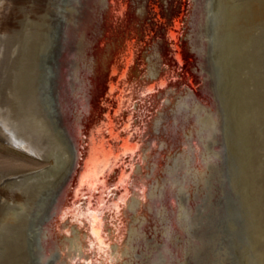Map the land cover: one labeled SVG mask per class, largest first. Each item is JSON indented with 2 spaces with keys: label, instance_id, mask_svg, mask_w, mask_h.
Wrapping results in <instances>:
<instances>
[{
  "label": "bare ground",
  "instance_id": "1",
  "mask_svg": "<svg viewBox=\"0 0 264 264\" xmlns=\"http://www.w3.org/2000/svg\"><path fill=\"white\" fill-rule=\"evenodd\" d=\"M71 1L72 6L70 7V13L61 17V21H59L58 23L55 22L52 26V30L55 31V36L54 39L51 40V48H49L48 53L53 56L52 49H55V57L50 67V69L52 70V80L49 82V85L52 88L50 92L51 94L53 93L54 98L53 101L52 99H49L48 101L52 114V122L50 117L46 115H44L45 118L43 122L48 127V134L53 143L51 144V141H48L49 146L50 144L51 146L53 145V147L58 151L54 152L50 148V150L54 152V154L49 153V155L52 156L53 161L50 162L49 167H47L46 169L44 168L40 172L36 171L37 173H30L28 174V176L25 175L22 177H15L8 181H4L5 183L3 184V186H0V247H2V251L4 250L3 246L6 243L5 241L8 240L6 237L11 231L14 232L13 230L15 228L18 229V231H16L15 229L16 233L23 236L21 245L24 244V235L26 233L25 228L28 224L29 219L31 218V216H33V213L36 212L37 217L35 221L37 223L33 228V232L36 235V246H38V250L41 255L43 254V247L41 248V244L45 243L44 240H46V242L52 246L47 250L49 252L46 256L48 258L47 264H76L74 258L81 256L83 258L85 257L82 252V248L85 246L84 233H80V231L76 227L77 225L68 227L69 225L66 221L59 224L58 215L62 212L66 202L68 201V197L72 191L73 184L76 181L78 165L81 161L80 158L82 155L80 153V140L84 130L88 128L90 122L89 115L92 108L93 94L95 93V86L93 81L97 79V77H99V68L110 61L111 55L110 51H105L103 54H99L96 52V44L100 37L104 34L103 22L105 18L104 16L107 7V0ZM139 2L140 1L137 0V12L141 13L144 10V1L140 3ZM235 2L236 0H193V11L189 19V29L186 35V41L187 48L193 55L194 61L192 63V72L196 75V80L200 82L199 91L202 98L199 99L193 93V91L184 88L174 94L171 99L167 98L166 100H164L166 109L157 111L154 118L150 120L151 134L154 135V137L151 139L155 140L156 144L155 148H153V152L146 157V166L144 168L145 170H138V174H140V177L139 180H136V182L139 181V183H142L140 188L144 191V193L142 196L139 195V192L137 191L131 194L130 200L126 203V209L124 211V214L128 216V221L126 222L125 238L121 241V243L119 242L118 244H112L110 246L111 250L109 252L105 251L107 247L106 242L108 243V241L107 239L102 237L100 217L97 215H92L91 232L97 240L98 245H100V247L98 248L100 252L98 254L101 258H104V260L99 259L100 262H98L97 264H111V261L113 263L114 260H117L116 264H225L226 260L229 258V255L231 254L230 249H228L224 244L223 246H221L222 244L220 243L222 242V238H224V235L218 229V218L220 215L219 200L224 195L226 179L228 180L227 170L230 171V180L232 183L231 173L233 167L231 166V160L229 159L228 161L227 159V157L229 156L225 140L227 139L225 136L227 132L226 129L229 127L228 125V127L226 128L227 113H225V111V115H223L222 113L219 103L220 96L218 97L216 88L218 85L217 83H220L218 82L220 80V72L217 64L221 67V62H225L224 56L228 54H226V52L231 49L233 50L235 43L238 42V39L235 36L236 32L235 30H233V26L237 24L236 18L234 16V11L237 10V7L235 8ZM246 4L247 3H244L241 6L244 12L247 9ZM152 6L154 10H157L156 4H152ZM180 16L181 15L179 14L174 18L175 28L179 26ZM245 22L243 26L245 25ZM40 28L39 30L41 33ZM244 28L245 27H242V29ZM45 29H42V31H45ZM28 32H31L32 34L33 31ZM41 34H44V32H42ZM169 34L171 38H173L175 41L177 40V33L174 30H170ZM23 36H25V34ZM4 37V34L0 32V52ZM24 40L26 41V39ZM49 41V36L46 35L45 38L40 41V43H38L39 45L36 43L38 45V51H41L38 52L40 58H36V63H38L39 65V68L35 69V71H38V79L36 78L37 81H41L44 76L41 57L49 47ZM248 42L246 43L248 44ZM131 43L132 41L130 40L128 42V51L125 57V66L120 72V77H124L127 72V65L132 60ZM23 47L25 48L26 46ZM174 47L176 48L175 58L177 62L182 63V54L179 50L180 48L177 44V41L175 42ZM244 48L246 47L244 46ZM149 49L150 51L144 54V59L147 64L146 70L148 76L154 77L159 72V43H154ZM247 49H244L242 52L245 53L246 51H248ZM30 52L28 51L27 56ZM22 54L24 55L26 53ZM27 58L28 57H26V59ZM26 59L24 60L26 61ZM16 60L18 62H25L23 58H21V60L23 61L18 59ZM30 61L31 60H29V62ZM231 61L229 60V63H231ZM227 64L226 66H228ZM248 64L246 63V65ZM21 65L22 64H20V66ZM27 65L29 64H26L25 67ZM13 66L14 65H12V67ZM17 66L21 70L22 66L19 67L18 63ZM27 68H25L26 71ZM248 69L250 68L248 67ZM233 72V65L229 71L228 69L226 70V73L229 76L226 89L228 90V92L232 91L231 89L234 85L235 73ZM17 73L19 76V72ZM22 73H25V71ZM7 74L9 73L7 72ZM10 75L8 76L10 77ZM34 75H32V77ZM8 76H6V78ZM26 77H24V79ZM14 78H16L17 80L18 77L15 76ZM249 81L250 80L248 79V82ZM17 83H20L19 80ZM160 83L162 84L163 80L160 81ZM223 83L225 84V82ZM220 85H222V83H220ZM110 86L112 87L111 83ZM153 86V83L149 84L148 89H151ZM19 87L16 91H19ZM249 88L250 87H248V89ZM14 89H16V87ZM23 89L25 90L26 88H21L22 91ZM12 92L15 91L12 90L10 93ZM15 93H17L18 96V92ZM236 93H238V91H236ZM22 94L25 95V93ZM21 95L19 94V99ZM234 97L236 98L237 96ZM234 97L231 98L229 102L236 105L238 99H234ZM29 98L30 97H28V99ZM9 99L6 100L8 101ZM11 99L13 98L11 97ZM29 101L30 100H28V103ZM1 102L5 101L2 99ZM24 104H22V106ZM10 105L7 108L10 109ZM20 105L21 104H19V106ZM227 105L231 104L228 103ZM227 105L226 107H228ZM234 105H231L230 108ZM4 106H8V104ZM14 107H16V105ZM4 111L6 112V110H2V112ZM5 112L4 114L6 115ZM32 118L34 117L32 116ZM35 118L37 117L35 116ZM23 120H25V118H23ZM10 121L13 122L11 119ZM32 122H34V120ZM8 123L9 122H7V124ZM233 123L229 124L233 126ZM1 124L4 126L3 128H1V134L8 138L10 141L16 143L15 145L18 144L19 147L21 145L26 148H29L31 146V143H27V139L24 140L25 138L23 139V137H20V135L18 134V130H16L18 133H16L14 130L7 131L6 125H4L3 123ZM111 124V119L110 117H108L110 135L117 137V133L113 131ZM33 125L34 126H31V128L35 127V124ZM40 125L38 124V128ZM11 127L14 128V125ZM231 128L232 127H230V129ZM32 133H34V131ZM29 134L30 137L32 134ZM44 135L45 136H43V138L47 136L46 134ZM229 137H231V135ZM26 138H28V136H26ZM45 139H47V137ZM37 140H39V136ZM41 140L42 139H40L39 141L42 142ZM233 141H235V139ZM35 142L40 144L38 141ZM44 142L45 140H43L42 143ZM119 144L121 149L125 152H133L135 149H137V145L134 142L129 141L127 135L121 138ZM44 145L46 146L47 143H44ZM44 145L42 144L41 146ZM49 146L47 145L46 148H48ZM232 146L233 145L231 144L230 148ZM44 150L42 151L43 153H45ZM119 152L120 151L114 152L113 147L110 144L104 147L103 140H100L98 142H95V140H93L91 144V153L90 155H88L86 160L87 165L84 168V171H82L80 174L81 181L84 182L92 180L97 175V165L101 163L104 164V166L107 165L109 159L111 157L116 158ZM239 152L241 151L239 150ZM243 152L245 153V151ZM234 156H236V154ZM28 160L30 161V159ZM245 163L242 164L244 165ZM29 164L31 165V163ZM245 165L248 166V163ZM244 168L247 167L245 166ZM242 170L244 169L242 168ZM246 171L247 170L245 169V173ZM125 177V171L121 170L119 174V180L122 181ZM244 177L242 176L241 178ZM246 180L248 179L246 178ZM13 186L15 187L12 188ZM246 187L245 189H247ZM250 198L252 197L249 196V199ZM42 199H44V202L43 204L41 203L42 205H39L38 202L43 201ZM12 200L14 202L16 201V203L21 200V203H19L20 207L16 209L15 204H11V202H13ZM28 200L31 204L27 205L26 201ZM16 210H19V212H16ZM57 225L60 230H56ZM37 227L38 229L36 230ZM118 227L119 225L116 226V224H114V228L116 229L115 232L117 231ZM64 228H67L66 233H62V230ZM12 239L10 237L9 240L11 241ZM10 241H8L7 243H10ZM249 242L250 241L247 236L246 241H244L242 245H239L236 242L237 244L235 246H231L235 248L239 261L243 264V257H245V252L248 249L247 245L249 244ZM8 246H10L9 248H11V245ZM8 250L10 249L7 248V252ZM21 250L23 251L24 249Z\"/></svg>",
  "mask_w": 264,
  "mask_h": 264
},
{
  "label": "rangeland",
  "instance_id": "2",
  "mask_svg": "<svg viewBox=\"0 0 264 264\" xmlns=\"http://www.w3.org/2000/svg\"><path fill=\"white\" fill-rule=\"evenodd\" d=\"M242 1L243 0H236V2L234 3V4H236L235 8L237 7L238 11L237 10L234 11V13H235L234 16L236 18L237 24H235V26H233V30H235V32H236L235 36L238 39V42L235 43L233 50L231 49V50L226 52V54L227 53L228 54L224 56L225 62L224 63L221 62V67L216 63L217 67L219 69V72H220V80H222V81L219 80L218 82L222 83V85L224 84L223 82H225V84H226V85L224 84L222 86V85H220V83H217L218 85H217L216 89H217L218 97L222 96L221 98L219 97V100H220L219 103L221 106L222 113H223V115H225V113H227L226 114L227 119L225 116L226 128L229 125V127L226 129L227 132H226L225 136L227 139H225V140H226L227 152L229 153V156L227 157V159L229 161V158H230L231 163H232L231 166L233 167V170H232V186L234 185L233 186V189H234L233 190V195H234L233 198L237 204V209H236L237 212H235V210L233 209V211H231V215H236V218H238V222L240 224V225L236 224V220L234 218H232L234 216H230V218L227 221V225L229 228H231L230 230H232L234 232L238 231V233L236 235H234L231 239L232 240V243H231L232 246L233 245L235 246L237 243L239 245L240 244L242 245L244 243V241H246L247 236L249 238L250 242L247 245L248 249L245 252V257H243L244 264H264V0H245V1H243V3H242ZM244 3H247L246 4L247 9L245 12L241 7ZM71 6H72L71 0H63L59 4H58V2H56V0L55 1L54 0H0V30H2L0 32L2 34H4V36H5L3 39V43L1 46V52H0V98H1V100L3 99L5 101V102H1V100H0V113H2V114H0V116H1L0 119L3 121L2 122L0 120V186L1 185L3 186V184L5 183L4 181H8V180L13 179L15 177H22L25 175L28 176V174H30V173L33 174V173H37V172L42 171L44 168L46 169L47 167H49L50 162L53 161L52 156L49 155V153L54 154V152L58 151L57 149H55L53 147V145L51 146V144H53V143H52L50 136L48 134L49 133L48 127L43 122V120L45 118L44 115L49 116L51 119V122H52V114H51V110H50V106H49L48 101H49V99H52V101H53V98H54L53 93L51 94V92H50L52 88L49 87L50 90L44 89V84L48 80H49V82L52 80L51 79L52 78V70L50 69V67H51L50 59L52 58V55L48 54L49 48H51V40H53L54 36H55V31L52 30V26L55 22L58 23L59 21H61L60 20L61 17L70 13L69 11H70ZM48 10L49 11L51 10V11L49 12ZM55 10H57V11H55ZM238 17L239 18L242 17V18L239 19ZM237 19L239 20L240 23L238 22ZM249 20H250V22H249ZM44 21H45V23H44ZM245 21H248V22H245ZM35 22H36V24H35ZM244 22H245L246 26L245 25L243 26ZM42 23H43V25H42ZM248 23H249V25H248ZM239 24H240V26H239ZM241 26L245 27V28L242 29ZM250 27H252V28H250ZM39 28L41 29V33L44 32V34L40 33ZM42 29L43 30L45 29V31H42ZM50 29H51V31H50ZM28 31H33V32L31 34V32H28ZM240 31H242V32H240ZM243 31H244V33H243ZM23 32H24L25 36H23L24 35ZM28 33H29V35H28ZM46 35L49 36L50 41H49V47L47 48L46 52L41 57V62L43 63L42 69H43L44 76L41 79V81H39V80L37 81L38 71H35V69L36 68L38 69L39 65H38V63H36V61H37L36 58L37 59L40 58V55L38 52H41V51H38V45H39L38 43H40V41H42ZM29 36L30 37L32 36V37L30 38ZM28 37L30 38V40ZM32 38H33V40H32ZM24 39H26V41ZM249 39H250V41H249ZM246 42H248V44ZM20 45H21V47H20ZM23 46H26L27 48L25 47L26 48L25 49ZM244 46L246 48H244ZM17 47H18V50L20 52L17 50ZM256 48H258V49H256ZM244 49H247L248 51H246V52H248L249 54L246 52L245 53L242 52ZM30 50H31V52H30ZM16 51H18V52H16ZM28 51L31 54L29 53L27 56ZM234 51H235V53H234ZM52 52H53V49H52ZM22 53H26V54L23 55ZM233 53H234V55H233ZM244 54H245V56H244ZM20 55H22V56H20ZM29 55H31V56H29ZM37 55H39V56H37ZM232 55H233V57H232ZM246 55H248L249 57ZM25 56L28 58L26 59ZM49 57H50V59H49ZM21 58H23V60L26 59V61L24 60L26 63L20 62V61L18 62L16 60V59L21 60ZM23 60H21V61H23ZM27 60H28V62H27ZM29 60H31V61L29 62ZM229 60L230 61L232 60L231 61L232 64L229 63ZM16 62L18 63L19 67L22 66L21 70H20V68H18ZM245 62L247 64L248 63L249 64L246 65ZM19 63L22 65L20 66ZM11 64L14 66L12 67ZM26 64H29V65H27L25 67ZM226 64L228 66H226ZM36 65H38V66H36ZM232 65L234 67L233 73H235L234 74V76H235L234 85L235 86L234 85H233L234 87L232 86L231 90L233 92L232 91L228 92V90H226V89H227V83H228V79H229L228 77L229 76L227 75L226 70L228 69V71H229L230 68L232 67ZM16 67H17V69H16ZM24 67L29 68V70L27 68V71L29 73L26 71V69ZM248 67L250 69H248ZM220 68H221V70H220ZM16 71L19 72V76H18V73ZM24 71L27 74V77H26L25 73H22ZM7 72L9 74H7ZM34 73H35V75H34ZM10 74H12V75H10ZM8 75H10L11 78ZM22 75H23V78H22ZM32 75H34V76L32 77ZM6 76H8L9 78L8 77L6 78ZM15 76L18 77L17 80H16V78H14ZM24 77H26V78L24 79ZM13 79L17 82L19 80V82L21 84L15 82ZM28 79H29V83H28ZM33 79H35V80H33ZM248 79L250 80L249 82H248ZM25 80H27V81H25ZM7 82H8V85H7ZM23 82L26 84H24ZM35 82H37V83H35ZM14 83H16L17 85ZM22 84H24V85H22ZM10 85H11V87H10ZM247 85H248V87H250L249 89H248ZM8 86H9V88H8ZM17 86L18 87L20 86L19 87L20 93H19V91H16L18 89ZM15 87H16V89H14ZM21 88H26V89L25 90L23 89V91H22ZM28 88H31V89H28ZM35 88H36V90H35ZM247 89H248V91H247ZM12 90L15 92H18V96H19V94L21 95L22 93H25V95L22 94L24 97L21 95V97L19 99V97L17 96V93H15V92L10 93ZM236 91H238V93H236ZM8 92H9V94H8ZM223 92H224V95H223ZM27 93L29 96L27 95ZM220 93H221V95H220ZM225 96H227V97H225ZM234 96H237V97L235 98ZM11 97L13 99H11ZM28 97H30L31 99L30 98L28 99ZM233 97H234V99H238L236 105L229 102L231 100V98H233ZM14 98H15V100H14ZM227 98H229V99H227ZM6 99H9L8 101L10 103ZM20 100H22L26 104H24ZM28 100H30L29 103H28ZM225 102H226V104H225ZM18 103L21 104L20 105L21 107L19 106ZM228 103L231 105H234V106H232L234 109L232 107L230 108L231 105H227ZM6 104H8V106H4ZM22 104H24V105L22 106ZM9 105H10L11 110L9 108H7V107H9ZM15 105H16V107H14ZM226 105L228 107H226ZM224 106H225V108H224ZM231 109H233V110H231ZM2 110H6V112L4 111L6 113V115L4 114V112H2ZM14 110H16V111H14ZM24 110H26V111H24ZM19 111H20V113H19ZM224 111H225V113H224ZM27 112H28V114H27ZM228 113L230 114V116ZM20 114H22V115H20ZM37 115H40V116H37ZM7 116H9V117H7ZM26 116H28V117H26ZM32 116L34 118H32ZM35 116L37 118H35ZM22 117L25 118V120H23ZM3 118H4V120H3ZM6 118H7V120H6ZM18 118L21 120H19ZM40 118H41V120H40ZM232 118H233V120H232ZM10 119L13 122H11ZM36 119L37 120L39 119V120L37 121ZM33 120H34V122H32ZM24 121H26L27 123ZM39 121H40L41 125H40ZM228 121H230V122H228ZM7 122H9V123L7 124ZM18 122H19V124H18ZM233 122H235V123H233ZM1 123L6 125L7 131L14 130L16 133L19 132L18 134L20 135V137H23V139L25 138L24 140L27 139L28 144L31 143L30 147L32 149L30 147L26 148V147H23L21 145L19 147L18 144L15 145L16 143L10 141L8 138H6L4 135H2L1 134V130H2L1 128H3L4 126ZM28 123H30V124H28ZM229 123L230 124L233 123V126L230 125ZM239 123H241V124H239ZM33 124H35L36 128L35 127L31 128V126H34ZM38 124L40 125L39 126L40 130L38 128ZM13 125H14V128L11 127ZM239 125H241V126H239ZM22 126H23V128H22ZM20 127L22 128V130ZM26 127L28 128L29 131L27 130ZM44 127L47 131L44 129ZM230 127H232V128L230 129ZM233 127L235 130L233 129ZM16 128H18V129H16ZM29 128H31V129H29ZM32 129H33L34 133H32L33 132ZM16 130H18V132ZM237 130H238V134H237ZM24 131H26L27 133L28 132L31 133L32 137L31 136L29 137L30 134L29 133L27 134ZM242 131H243V133H242ZM39 132H41L43 135ZM45 132H47V133H45ZM234 132H235V134H234ZM23 134L28 136V138H26V136H24ZM44 134L47 135L46 136L47 139H45L46 137L43 138V136H45ZM240 134H242L243 136ZM230 135H231V137H229ZM38 136H39V140L42 139L41 140L42 142H43V140H45L44 143H47L48 146H49V142L51 141L50 146L48 148H46L47 145L45 146L44 143L37 140ZM236 136H237V139H236ZM233 138L235 139V141H233L234 140ZM236 140H237V142H236ZM35 141H38L40 144H38ZM41 143L44 146H41L42 145ZM241 143H243V144H241ZM231 144L234 147L232 146L230 148ZM50 148L54 152H52L50 150ZM33 149H35V150H33ZM238 149L241 152H239ZM43 150L45 151V153L42 152ZM230 151H232L233 153ZM236 151L239 153V155ZM243 151H245V153ZM36 153H38V154H36ZM241 153L243 154V156ZM235 154L237 157L234 156ZM18 157H20V158H18ZM241 157H243V158H241ZM239 158L241 161L239 160ZM28 159H30L31 162ZM26 163H27V165H26ZM29 163H31V165ZM242 163H245V164L248 163V166L244 164L247 168H244L245 166ZM35 164H37V165H35ZM242 168L244 170H242ZM245 169L247 170L246 173H245ZM241 171H243L245 174ZM241 173H242V175H241ZM244 175H245V177H244ZM242 176L244 178H241ZM246 178L248 180H246ZM242 180H244V181H242ZM14 187L15 186H13L12 188H14ZM245 187L247 189H245ZM245 192L247 193V195ZM48 194H50V193H48ZM243 194L247 197H245ZM249 196L252 197V198H250L251 202H250ZM253 196H254V198H253ZM44 199H46V198H44ZM44 199H42L43 201H39L38 204L39 205L41 203L43 204ZM20 201L17 202L18 204L16 203V201L11 202V204H15V208L17 209L20 207V204H19V203H21ZM26 204L28 205L31 203L28 200V201H26ZM16 212H19V210L18 211L16 210ZM36 215H37L36 212H34L33 216H31V218L29 219L28 224L25 228L26 233L24 235V238H25L24 239L25 242L23 244L24 248H23V245H21V243H22L21 240H22L23 236L16 233V231H18L17 228H15L16 231L14 229L13 230L14 232L11 231L9 233L14 238L8 234V236L6 237L8 240L5 241L6 243L3 246L4 250L6 247V250L2 251V247H0L1 248L0 249V257H1L0 258V264H11V263H14V264H47L48 258L46 256L49 253L47 250L49 247L51 248L52 246L50 244H48L46 242V240H44L45 243L41 244V248L43 247L42 248L43 254L41 255V253L39 252L38 246H36L37 242L35 243L36 235L33 232L34 231L33 228H34L35 224L37 223L35 221L36 217H37ZM230 225H232V226H230ZM37 229H38V227L36 228V230ZM14 233H15V235H14ZM10 237H11V239L13 238L14 240L12 239L10 241L9 240ZM6 238H5V240H6ZM38 240H39V238H38ZM8 241H10V243H7ZM12 241L13 242L15 241V242L13 243ZM11 242L14 244V246ZM8 245H11V248H9L10 246H8ZM7 248L10 250H13V251L8 250V252H7ZM21 249H24V250L22 251ZM14 250H15V253H14ZM8 253H9V255H8ZM9 259H10V261H9ZM52 260H53V258H52ZM233 264H243L242 262L239 261L238 255H237L236 260Z\"/></svg>",
  "mask_w": 264,
  "mask_h": 264
},
{
  "label": "water",
  "instance_id": "3",
  "mask_svg": "<svg viewBox=\"0 0 264 264\" xmlns=\"http://www.w3.org/2000/svg\"><path fill=\"white\" fill-rule=\"evenodd\" d=\"M61 1L63 0H56L58 4ZM139 1H144V10L141 13L137 12V0H107L103 22L104 34L96 44L97 53L111 52L110 61L99 68V77L93 81L95 93L89 115L90 122L80 140L82 155L76 181L68 201L58 215L59 224L66 221L68 227L77 225L80 233H84L85 246L82 252L85 257L74 258L76 264H97L100 262L99 259L104 260L98 254L100 245L91 232L92 215L100 217L102 237L108 241L105 251L109 252L112 244L121 243L125 238L128 221V216L124 214L126 203L133 192L137 191L141 196L144 193L140 188L142 183L136 182L140 177L138 170H145L146 157L155 148L156 141L151 139L154 135L151 134L150 120L157 111L166 109L164 100L171 99L184 88L193 91L199 99L202 98L199 91L200 82L192 72L193 55L188 50L186 41L193 0ZM152 4L157 5V10H154ZM179 14L181 15L179 26L175 28L174 18ZM170 30L177 33L176 41L182 54V63L177 62L175 58L176 41L171 38ZM130 40L132 60L127 65L124 77H120ZM156 42L160 48L159 72L156 76L150 77L146 70L144 54L148 53L149 48ZM52 54L51 65L55 49ZM151 83L154 86L148 89ZM49 87L48 80L44 84V89L50 90ZM108 117L117 137L110 135ZM126 135L129 141L137 145L133 152H125L119 146L121 138ZM93 140L95 142L103 140L104 147L110 144L114 152H120L116 158L111 157L107 165L98 164L97 175L92 180L82 182L80 174L87 165L86 160L91 153ZM121 170L126 173V179L122 181L119 180ZM227 172L225 192L219 200L218 229L224 235L220 245H226L231 251L225 264H233L237 253L231 247V239L238 232L230 230L227 221L233 216L231 215L233 209L237 212V204L233 198L230 171ZM232 218L240 225L236 215ZM114 224L119 225L116 232ZM56 230H60L58 225ZM66 232L67 228H64L62 233ZM116 263L117 260L113 263L111 261V264Z\"/></svg>",
  "mask_w": 264,
  "mask_h": 264
},
{
  "label": "snow or ice",
  "instance_id": "4",
  "mask_svg": "<svg viewBox=\"0 0 264 264\" xmlns=\"http://www.w3.org/2000/svg\"><path fill=\"white\" fill-rule=\"evenodd\" d=\"M125 179H126V177H125ZM102 234V233H101Z\"/></svg>",
  "mask_w": 264,
  "mask_h": 264
}]
</instances>
